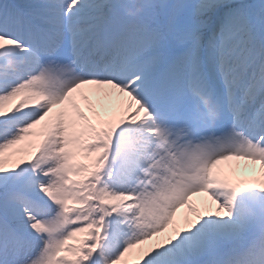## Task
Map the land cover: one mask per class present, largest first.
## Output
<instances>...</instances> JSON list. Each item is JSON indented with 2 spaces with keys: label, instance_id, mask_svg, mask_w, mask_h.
<instances>
[{
  "label": "snow or ice",
  "instance_id": "6c2138e0",
  "mask_svg": "<svg viewBox=\"0 0 264 264\" xmlns=\"http://www.w3.org/2000/svg\"><path fill=\"white\" fill-rule=\"evenodd\" d=\"M0 264H264V0H0Z\"/></svg>",
  "mask_w": 264,
  "mask_h": 264
},
{
  "label": "rangeland",
  "instance_id": "374dc122",
  "mask_svg": "<svg viewBox=\"0 0 264 264\" xmlns=\"http://www.w3.org/2000/svg\"><path fill=\"white\" fill-rule=\"evenodd\" d=\"M232 163H235V162H232ZM228 164H231V163H230V162H229V163H226V164H225V166L227 167V166H228Z\"/></svg>",
  "mask_w": 264,
  "mask_h": 264
},
{
  "label": "bare ground",
  "instance_id": "6f19581e",
  "mask_svg": "<svg viewBox=\"0 0 264 264\" xmlns=\"http://www.w3.org/2000/svg\"><path fill=\"white\" fill-rule=\"evenodd\" d=\"M229 163V162H228ZM232 164V162H230Z\"/></svg>",
  "mask_w": 264,
  "mask_h": 264
}]
</instances>
